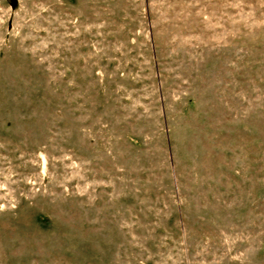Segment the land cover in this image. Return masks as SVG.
Segmentation results:
<instances>
[{"label": "rangeland", "instance_id": "374dc122", "mask_svg": "<svg viewBox=\"0 0 264 264\" xmlns=\"http://www.w3.org/2000/svg\"><path fill=\"white\" fill-rule=\"evenodd\" d=\"M0 264H264V0H0Z\"/></svg>", "mask_w": 264, "mask_h": 264}]
</instances>
